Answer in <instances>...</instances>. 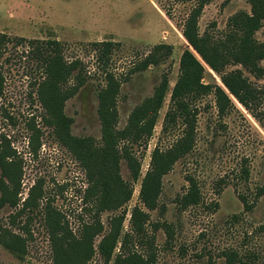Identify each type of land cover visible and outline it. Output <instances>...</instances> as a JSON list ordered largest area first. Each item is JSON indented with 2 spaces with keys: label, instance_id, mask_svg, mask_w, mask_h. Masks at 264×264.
Here are the masks:
<instances>
[{
  "label": "rangeland",
  "instance_id": "374dc122",
  "mask_svg": "<svg viewBox=\"0 0 264 264\" xmlns=\"http://www.w3.org/2000/svg\"><path fill=\"white\" fill-rule=\"evenodd\" d=\"M197 0H0V34L9 38L3 57L4 86L0 93V148L16 152L22 162L23 176L17 208L0 210V226L9 225L10 217L23 209L25 200L38 181L44 197L35 209H26L19 218V227L28 224L27 254L19 258L0 245V264H54L48 231L43 223V210L48 202L64 214L74 234H78L80 218L89 220L83 208L86 175L72 154L61 146L52 130L43 124L45 110L37 97V85L43 75L39 62L33 58L31 42L56 40L65 60H79L89 80L77 95L65 103L64 113L73 119L71 131L77 137L101 139L98 116V92L104 84L105 68L122 82L118 101L119 123L123 129L132 110L151 97L163 76L172 89L180 75V58L188 44L182 35L186 18ZM247 0H212L199 19L201 33L226 30L231 16L250 12ZM257 39H263L262 32ZM113 42L107 67L100 61L101 48L94 44ZM171 47L172 54L157 66L132 72L157 45ZM264 67V62L262 63ZM239 67H229L234 70ZM262 91L256 112L251 113L237 101L236 107L224 117L217 112L213 95L198 102L199 115L195 149L178 161L163 179V207L150 212L149 232L155 237L157 264H226V254L236 252L245 264H264V234L258 227L264 222V78L257 79L243 70ZM206 83H219L220 78L209 70ZM170 96L160 112V119L147 148L137 149L143 176L149 169L151 154L157 145L167 146L175 136L164 137L162 123L168 111ZM41 130L40 147L33 153L29 146L31 130ZM249 170L248 180L242 177ZM121 176L131 181L130 172L122 162ZM197 181L202 195L199 205L182 209L177 200L189 183ZM1 178V169H0ZM140 182L135 184L132 200L124 207L128 213L125 230H129L130 212L139 205ZM1 196V192H0ZM240 196H245L253 209L247 211ZM88 216V217H87ZM112 213H104L107 228ZM167 223L173 228L168 237L154 224ZM99 238L96 239V244ZM254 253L257 259L246 258ZM97 259V257H96ZM239 264V263H238Z\"/></svg>",
  "mask_w": 264,
  "mask_h": 264
},
{
  "label": "trees",
  "instance_id": "16d2710c",
  "mask_svg": "<svg viewBox=\"0 0 264 264\" xmlns=\"http://www.w3.org/2000/svg\"><path fill=\"white\" fill-rule=\"evenodd\" d=\"M212 0H197L185 20L182 35L188 47L180 58V75L174 87L165 75L155 88L153 95L136 106L123 129L118 128V101L122 82L116 74L105 68L104 84L98 92V116L101 123L100 142L92 137H77L72 134L73 119L64 113L65 103L78 94L89 80L88 72L79 60H65L62 47L56 40L31 42V54L38 59L43 78L38 83L37 97L45 110L43 124L52 130L57 142L65 147L78 161L85 172L88 187L84 191V214L89 220L80 218L78 234H74L66 216L52 207L45 206L42 216L48 231L54 264H157L155 237L149 232L150 212L163 207V179L175 164L188 156L196 146L198 124V102L213 95L218 115L224 117L235 107L237 101L251 113L256 112L262 91L245 76L246 70L257 79L264 78V0H247L251 10L240 11L231 16L226 30L200 32L199 19L204 8ZM262 32V41L257 33ZM9 38L0 34V93L3 91V57ZM100 61L107 67L115 44L100 42ZM172 54L171 47L157 45L153 52L137 64L132 72L157 66L161 60ZM239 67L228 70L229 67ZM211 70L220 78L221 84L206 83ZM167 96H170L168 111L162 123L164 137L175 136L167 146L157 145L151 154L149 169L142 180V163L137 149L147 148L153 138ZM29 146L33 153L40 147L41 130L30 127ZM16 152L6 146L0 148V210L17 208L20 204L22 162ZM122 162L130 172L131 181L121 176ZM244 180L249 170L243 169ZM187 192L177 203L182 209L199 205L202 201L199 185L192 176H187ZM140 182L139 205L130 212L129 230H125L128 213L124 207L132 200L135 184ZM43 185L38 181L25 200L23 209L10 217L9 225L0 226V245L19 258L27 254V239L12 228L19 227L18 220L26 209L39 207L38 200L44 197ZM264 195L259 188L257 198ZM247 211L253 209L245 196H240ZM112 213L106 228L102 215ZM88 217V216H87ZM28 224L22 228L29 234ZM163 228L168 237H173V228L167 223L154 224ZM264 234V222L257 229ZM99 241L96 244V239ZM97 257V259H96ZM226 264H245L236 252L226 254ZM250 263L257 256L249 253Z\"/></svg>",
  "mask_w": 264,
  "mask_h": 264
}]
</instances>
